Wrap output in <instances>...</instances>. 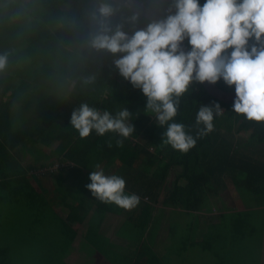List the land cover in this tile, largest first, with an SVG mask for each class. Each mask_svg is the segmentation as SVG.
<instances>
[{
  "label": "trees",
  "instance_id": "obj_1",
  "mask_svg": "<svg viewBox=\"0 0 264 264\" xmlns=\"http://www.w3.org/2000/svg\"><path fill=\"white\" fill-rule=\"evenodd\" d=\"M136 1L163 20L175 12L174 0ZM102 3L117 8L109 25L113 30L116 25H122L123 31L131 36L151 24L109 0H0V55L8 57L6 67L0 70V101L7 97L0 107V211L4 199L18 201L21 192L33 204L29 211L33 223L25 228L28 241L32 242L39 233L41 240L51 234L57 238L55 243L46 242L53 244L52 249L45 251L48 258L32 264H65L63 254L75 232L70 227L72 213L66 219L59 218V223H34L33 200L39 199V195L26 180L28 172L53 174L87 170L91 173L99 164L108 174L112 165L119 163L126 168L134 166L141 182L136 192L145 197L144 200L148 199V203L155 202L167 188L163 203L187 212L205 211L207 204L214 203L218 197L230 196L232 191L238 196L251 193L255 204L264 207V123L249 122L236 115L232 112L233 103L218 101L199 83H193L180 98L175 122L184 123L189 134L195 137L198 131L195 116L200 105L218 103L222 111L214 117V130L197 139L196 146L187 154L176 152L170 146L161 147L165 129L157 127L152 114L144 110L146 98L142 93L119 75L114 65L119 55L91 47V40L101 30L99 20L93 17ZM204 3L205 0H199L201 6ZM12 10L17 11L11 13ZM132 15L138 17L135 24L128 22ZM184 42L189 48L187 39ZM252 46L254 41L249 40V49ZM230 52L231 49L227 50L225 55ZM20 77H24L22 81ZM70 84L74 85L73 92L63 98ZM216 85L225 92L234 91V86L230 88L222 80ZM30 87H37L36 91L27 101H19V93L27 92ZM55 92L62 103L52 104ZM16 101L20 104L13 106L14 112L10 107ZM82 103L113 115L127 109L131 114L128 123L133 124L134 133L123 141L122 147H117L119 137L115 133L97 136L92 132L87 138H79L70 126V117ZM17 110L25 112L23 117ZM37 144L49 148L51 161L23 165L20 153L35 150L40 154L42 148ZM56 165L59 167L50 171ZM171 175V185L166 186ZM149 217L145 223L149 222ZM232 224L229 229L235 239V249L245 245L243 237L251 234L247 240L252 243L257 239V249L263 250L254 258L261 264L264 241L259 238L257 227L251 224L252 229L245 232L241 223ZM67 233H71L70 239ZM210 234L220 235L210 232L207 237ZM60 236L65 242L59 243ZM189 241L190 238L183 245V251L198 248V244ZM205 246L211 254V243L204 241L203 251H206ZM10 252L9 245L0 244V264H15ZM137 256L139 264H165L163 256L152 253L144 243Z\"/></svg>",
  "mask_w": 264,
  "mask_h": 264
},
{
  "label": "clouds",
  "instance_id": "obj_2",
  "mask_svg": "<svg viewBox=\"0 0 264 264\" xmlns=\"http://www.w3.org/2000/svg\"><path fill=\"white\" fill-rule=\"evenodd\" d=\"M175 12L166 19L147 25L131 36L122 25L110 27L117 8L102 3L94 20L101 30L91 40V47L119 55L114 61L119 75L146 98L145 111L159 128H164L161 147L187 154L197 139L214 130V117L220 105H200L195 116L196 136L184 123L175 122L180 98L193 83L215 85L223 81L234 86L232 112L249 122L264 123V0H174ZM138 20L128 18L130 24ZM187 39L191 49L181 50ZM249 40L254 46L248 47ZM259 45V47L255 46ZM231 52L227 55V50ZM7 54L0 55V70L7 64ZM131 114L125 108L115 115L82 103L74 109L70 126L79 138L115 133L117 147L135 131L129 124ZM109 147L112 145L109 144ZM89 175L85 187L102 204H113L131 211L140 203L136 194L125 192L126 182L117 175H106L99 164Z\"/></svg>",
  "mask_w": 264,
  "mask_h": 264
},
{
  "label": "crops",
  "instance_id": "obj_3",
  "mask_svg": "<svg viewBox=\"0 0 264 264\" xmlns=\"http://www.w3.org/2000/svg\"><path fill=\"white\" fill-rule=\"evenodd\" d=\"M29 85L33 84L29 83ZM36 88L30 87L27 92L21 91L18 100L27 101L30 98L29 95L36 91ZM73 88L74 85L70 84L66 95L61 97H69L73 92ZM63 94L61 93V95ZM6 99L5 96L2 100L6 101ZM2 100L0 101V107L2 106ZM19 104L20 102L16 101L10 109L15 112L13 106H19ZM17 112L22 117L25 114V112L21 113L18 110ZM37 145L42 148L39 151L40 154H36L35 150L20 153V161L23 165L28 163H37L38 165L51 161L48 156L50 153L49 148L42 144ZM74 172L58 171L53 174L51 172L50 174H40V171H36L26 174V180L35 188L36 194L39 195V199L36 197L33 200L35 208L34 223H59V218L66 219L71 213L74 216L70 222V227L75 235L63 257L65 264H139L137 254L143 243L152 253L162 255L165 264H178V262H185L186 255H189V252L182 250L188 238L191 239L190 243L198 244V248L197 246L193 248L196 249L195 260L200 258V261H202L203 256L207 260H212L214 264L225 263L223 260H231L223 255L233 249V243L235 242L229 229L233 224L221 223V219L226 216L224 210L221 209L219 213L214 211L187 212L185 209L166 205L163 201L166 195L165 189L167 188H164L155 202L148 203V199L144 200L145 197L139 196V205L131 211H126L113 204H102L94 199L85 187L90 183V173L87 170ZM107 173L106 175H117L125 180V192L127 194L139 195L136 191L140 189L141 182L134 172V166L126 168L116 163L112 165ZM170 185L171 180L167 181L166 186ZM19 196L18 201L15 198L4 199L2 206L6 203L10 210L15 207L17 210L14 213H18L20 221L30 223L32 214H29V211L32 209L33 204L21 192ZM148 207L151 208L148 209ZM262 210L263 223L260 225L263 224V228L259 227V231L256 229V232L259 238L264 241V207ZM148 215L150 216L149 222L145 223ZM249 225V230H251L252 225ZM212 226L226 228L227 232L224 235L210 234L207 237L210 233L207 229ZM256 227L258 226L254 224V228ZM241 229L247 232V228L242 225ZM248 235L251 237V234L248 233ZM248 235L243 237V243L247 241ZM66 236H69L70 239L71 233H67ZM215 236L217 237V253L219 255L212 254L211 248V256H213L209 258V248L205 246L206 251H203V244L205 241L207 244L211 243L212 246L214 242L212 238ZM221 252H223L222 255ZM261 264H264V258Z\"/></svg>",
  "mask_w": 264,
  "mask_h": 264
},
{
  "label": "rangeland",
  "instance_id": "obj_4",
  "mask_svg": "<svg viewBox=\"0 0 264 264\" xmlns=\"http://www.w3.org/2000/svg\"><path fill=\"white\" fill-rule=\"evenodd\" d=\"M16 11L17 10H12L11 13H15ZM32 17L35 16L32 14ZM23 78L24 77H20L21 80H23ZM51 99L52 104L56 105L62 103V98H60L57 92L54 93ZM170 180H173L172 175L170 177ZM170 180L168 179V182ZM221 208H223V210L225 211L224 214L226 215L223 219H221V223H241L243 227L247 228V230H249V224H255V226H258L257 231H259V226H263V224L260 225L261 223H263V208L255 204L254 196L251 193H241L238 196L235 191H232L230 196L225 198L218 197L214 199V203L207 204L205 207V211H214L219 213L221 212ZM15 210H17L15 209V207H12L10 210L6 203L4 204V206L1 205L0 244L2 243L3 245L10 246V249L12 250V252L10 253L13 256L15 264H32L34 263V261L38 263V260H41L40 263H42L43 261H45V259L48 258V255L45 253V251L53 248L52 243L57 238L51 234L48 236L44 235V240H41V235L39 233L38 236L34 238V240H32V242L31 240L28 241V239L30 238L27 235L25 228L29 223L20 221L18 213H14ZM30 223L33 222L30 220ZM214 227L215 226H212L211 228L207 229L208 232H217L219 234H225L227 232V230L224 228ZM216 238L217 237L215 236L212 239L214 240V242L212 243V254H218V244L216 243ZM58 239L59 243L65 242L63 236L58 237ZM257 246V239L252 243L247 240L245 242V245L239 246L238 249H235L233 246V249H231L230 252L228 251L227 254H223V252H221V255L223 254L224 257L231 259L230 261L223 260V262L225 263L221 264H258V261H256L254 258L258 256V253H261L263 250H258ZM195 250L196 249H190L189 255L187 254L185 257V262H178V264H214L212 260H207L205 256H203L202 261H200V258L195 260ZM64 256L65 253L63 254V257ZM212 256L209 253V258H211Z\"/></svg>",
  "mask_w": 264,
  "mask_h": 264
},
{
  "label": "water",
  "instance_id": "obj_5",
  "mask_svg": "<svg viewBox=\"0 0 264 264\" xmlns=\"http://www.w3.org/2000/svg\"><path fill=\"white\" fill-rule=\"evenodd\" d=\"M119 6H122L126 9L131 10L134 14L137 16H141L142 18L149 20L151 23H157L162 21L157 14H154L151 10H149L143 3H140L136 0H109ZM180 48L184 52L190 51V49L187 47L185 42H183L180 45ZM204 90L211 95L213 98L217 99L218 101H221L223 103H233L235 99V92H225L218 88V86L208 84L205 82L204 84H200Z\"/></svg>",
  "mask_w": 264,
  "mask_h": 264
},
{
  "label": "built area",
  "instance_id": "obj_6",
  "mask_svg": "<svg viewBox=\"0 0 264 264\" xmlns=\"http://www.w3.org/2000/svg\"><path fill=\"white\" fill-rule=\"evenodd\" d=\"M58 167H59V165H56V166L52 167V168L50 169V171H52V170H54V169H57Z\"/></svg>",
  "mask_w": 264,
  "mask_h": 264
}]
</instances>
